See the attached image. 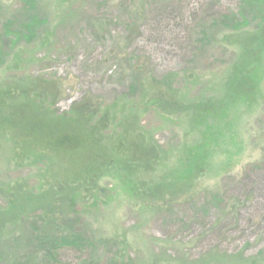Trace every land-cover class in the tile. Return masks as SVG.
Here are the masks:
<instances>
[{"label":"rangeland","instance_id":"obj_1","mask_svg":"<svg viewBox=\"0 0 264 264\" xmlns=\"http://www.w3.org/2000/svg\"><path fill=\"white\" fill-rule=\"evenodd\" d=\"M34 1L45 29L0 67V112L18 110L26 96L42 91L40 103L56 116L97 109L98 115L107 112L109 124L115 114L117 132L123 126L132 135L123 157L141 141L160 151L153 171L142 172L139 165L132 183L113 170L94 185L77 182L69 206L53 204L95 244L62 249L56 264H264V51L243 60L251 29L209 28L238 0ZM22 5L0 0V33ZM253 57L258 65L248 81L252 95L227 104L228 120L218 124L231 130L212 149L190 192L166 205L139 199V188L174 169L201 137L203 130L178 106L217 103L227 76L235 67L250 68ZM38 142L20 124L0 122L1 210L12 195L33 197L32 205L42 207L41 194L59 187L57 180L68 173L67 159L42 151ZM28 199L24 204L31 205ZM24 224L12 220L0 228V264H15L24 252L30 236Z\"/></svg>","mask_w":264,"mask_h":264},{"label":"trees","instance_id":"obj_2","mask_svg":"<svg viewBox=\"0 0 264 264\" xmlns=\"http://www.w3.org/2000/svg\"><path fill=\"white\" fill-rule=\"evenodd\" d=\"M22 4L16 17L8 19L2 25L0 67L16 48L38 41L45 29L46 19L39 16L35 1L22 0ZM209 28L215 33L222 30L238 32L251 29L244 43L242 59L254 56L251 53L253 51L261 53L264 51V0H238L234 10L214 18ZM252 60L246 64L250 67L246 68L247 70L235 67L231 71L226 78V92L217 103L208 99L178 106L176 110L190 114L193 127L203 130L200 133L201 137L186 148L174 169L157 180L145 183V188H139L138 194L141 197L139 199H144L145 196L150 203L166 205L190 192V186L207 166L212 149L231 130L227 127L226 133L222 131L221 124H218V121L228 120L227 104L232 105L234 102L237 104L245 98L248 99L247 95H252L249 91L253 89V85L250 83L258 65L257 58L253 57ZM249 80L251 81L248 83ZM35 93L33 92L31 99L26 96L25 105L18 110L10 106L6 113L0 112V122L6 127H10L13 123L20 124L26 131V137L40 141L38 145L41 146L42 151L67 159L68 173L63 180H57L59 187L54 186V188L58 189L51 188L46 194H41L42 197L38 201L46 202L42 207L32 205L33 197L28 199L20 198L19 195L10 196L7 202L10 206L0 209V228L3 231V227L5 228L10 221L23 220L24 225L30 230V236L23 240L25 249L29 247V252L24 249L20 257H14L15 264H32L36 259L37 264H56L57 256L62 249L83 250L92 248L95 244L83 231L72 229L71 221L66 219L68 217L66 212L56 209L54 205L63 203L69 206V201L71 202L73 198V193L70 191L77 182L82 185L91 182L90 185H94L113 170L115 174L123 171L127 180L132 183V177L136 174L139 165H142V172L153 171V162L159 160L160 151L151 144V147L145 148L147 143L141 141L140 144L135 142L130 146V156L126 154L123 157L121 151L132 135L126 134L123 126L121 133L117 132L121 124L117 126L114 124L117 120L115 114L109 124L104 120L107 112L98 115L97 109H88L87 112L80 108L72 109L74 111L72 113L56 116L54 111H48L43 103H40L43 92ZM159 106L162 110L170 109L162 104ZM60 189L61 198H56ZM131 190L134 192L135 189ZM27 199L31 205L24 204ZM16 203L24 206L18 208ZM157 208L159 210V207Z\"/></svg>","mask_w":264,"mask_h":264}]
</instances>
